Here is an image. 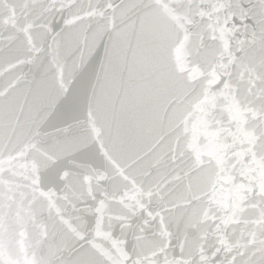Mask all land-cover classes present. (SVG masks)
Listing matches in <instances>:
<instances>
[{"label": "snow or ice", "instance_id": "6c2138e0", "mask_svg": "<svg viewBox=\"0 0 264 264\" xmlns=\"http://www.w3.org/2000/svg\"><path fill=\"white\" fill-rule=\"evenodd\" d=\"M0 264H264V0H0Z\"/></svg>", "mask_w": 264, "mask_h": 264}]
</instances>
